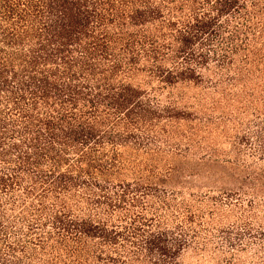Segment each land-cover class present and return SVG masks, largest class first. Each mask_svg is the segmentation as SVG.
Returning <instances> with one entry per match:
<instances>
[{"label":"trees","instance_id":"trees-1","mask_svg":"<svg viewBox=\"0 0 264 264\" xmlns=\"http://www.w3.org/2000/svg\"><path fill=\"white\" fill-rule=\"evenodd\" d=\"M0 264H264V0H0Z\"/></svg>","mask_w":264,"mask_h":264},{"label":"rangeland","instance_id":"rangeland-1","mask_svg":"<svg viewBox=\"0 0 264 264\" xmlns=\"http://www.w3.org/2000/svg\"><path fill=\"white\" fill-rule=\"evenodd\" d=\"M203 173H202V175H205L206 173H204L205 171H202ZM212 172H214L217 176L218 175H220L219 173H220V169H214ZM198 184V183H197Z\"/></svg>","mask_w":264,"mask_h":264}]
</instances>
